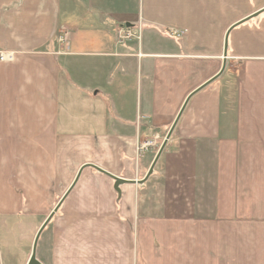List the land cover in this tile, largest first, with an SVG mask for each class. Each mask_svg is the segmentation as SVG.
Returning <instances> with one entry per match:
<instances>
[{"label":"crops","instance_id":"obj_1","mask_svg":"<svg viewBox=\"0 0 264 264\" xmlns=\"http://www.w3.org/2000/svg\"><path fill=\"white\" fill-rule=\"evenodd\" d=\"M262 8L0 0V52L12 53L0 62V216L46 215L84 163L133 179L136 141L171 125L219 72L226 30ZM121 25L136 37L118 43ZM227 55L189 100L150 196L124 185L114 205L111 180L83 170L64 202L88 221L55 225V264H264V13L231 30Z\"/></svg>","mask_w":264,"mask_h":264},{"label":"rangeland","instance_id":"obj_2","mask_svg":"<svg viewBox=\"0 0 264 264\" xmlns=\"http://www.w3.org/2000/svg\"><path fill=\"white\" fill-rule=\"evenodd\" d=\"M137 26H139V25L137 24ZM120 28H124V30H126V31H136L134 29H127V27H125L124 25L119 26L115 30V36L118 39V43H119V41H124V40L119 39V37L117 35V31ZM63 31L60 30V32H62V33L58 34L57 39L60 43L65 42L64 46H66V44L68 43V40H69V32H63ZM63 33H66V36H67L66 41H60L59 40V38L62 36ZM126 34L127 33H125V35ZM137 40H138V38H137ZM226 75H227V73L224 74L221 78H225ZM192 92H190V94ZM187 97L185 98V100L187 99ZM185 100H184V102H185ZM189 100H188V102H189ZM184 102H183V104H184ZM188 102H187V104H188ZM187 104H186V106H187ZM185 108H184V110H185ZM184 110H183V112H184ZM179 111H178V113H179ZM183 112H182V114H183ZM178 113H177V115H178ZM182 114H181V116H182ZM181 116H180V118H181ZM175 118H174V120H175ZM180 118H179V120H180ZM174 120H173V122H174ZM179 120H178V122H179ZM172 123H171V125H172ZM171 125H168L166 128L161 129V132L159 131L158 133L154 132V130H153V133H151L149 135H144V136H142L143 137L142 140L136 141L135 146H134L135 154L133 157V162H134L133 172L135 170L133 179H126V178L116 176V175H114V176L122 178V179H126V180L138 181V180L144 179L145 176L147 175L149 169H150V166H151L158 150L160 149L164 139L166 138V135H167ZM172 134H173V132H172ZM168 141H167V143H168ZM167 143H166V145H167ZM166 145H165V147H166ZM165 147H164V149H165ZM164 149H163V151H164ZM163 151H162V153H163ZM153 152H154V154H153ZM146 154H148V155L146 156L147 159L145 161L144 158H145ZM160 157H161V155H160ZM160 157L158 158L156 165L153 168V173L142 184V186L139 187L136 185L135 186L132 185V187H134L135 192H138V193H136L137 196H138V194H139V196H141L143 194L149 195L148 190L153 189L152 187H150L149 183L155 174V170H156V167L158 165ZM85 164H92V165L96 166L93 163H84V164H81V166H83ZM78 170H77V172H78ZM83 170H82V172H83ZM85 170H87L92 176H96V177L104 176L102 174L97 173L95 170H93L91 168H85ZM77 172H75V173L77 174ZM76 174H74V176L72 177L73 179H71L70 182H67L64 184V188H63L61 194H59L57 196V198H55L54 202L52 203V207H50L49 212L46 215L38 216V217H34V218L33 217L27 218L24 214L8 216V217L0 216V264H27V261L29 259L30 254H31V248H32L33 240H34V237H35L38 229L43 224V222L48 217V215L52 212V210L54 209V207L56 206L58 201L61 199L63 194L66 192V190L69 188V186L73 182ZM104 177H107V176H104ZM111 182L113 184L112 180H111ZM123 187H124V185L119 187L120 192H121V196H120L119 200H117V198H118L117 194L114 192V189H113L114 196H115L114 205H119V203L122 201V188ZM112 188H113V186H112ZM70 212L71 211L65 207V202H63L61 207L58 209L57 213H55L53 215L52 219L50 220V222L48 223L46 228L43 230V232L41 233L40 238L38 240L37 249H36V259L40 262V264H55V260L53 259L52 248L54 245L53 235H54L55 225L58 222L63 224L64 226H66V223H68L67 226H69L70 223H76V222L84 223V222L88 221V217L85 216V214H81L79 216L78 215L72 216ZM103 222H105L108 226L112 225L111 221L109 219H105V220H103ZM78 228L80 230L79 234H80L81 240H85V236H86L85 226H79ZM94 230H95V226L90 225L88 227V234H89L88 237L89 238L92 237ZM101 231L104 233H107V228L104 227L101 229ZM132 234H133V239L136 240L137 234L135 233V230H133V229H132ZM107 235L109 236L110 234L108 233ZM111 237L112 236L110 235L109 239ZM116 238H121V235L118 234V237L116 236ZM141 263L145 264L143 261ZM68 264H69V262H68Z\"/></svg>","mask_w":264,"mask_h":264},{"label":"water","instance_id":"obj_3","mask_svg":"<svg viewBox=\"0 0 264 264\" xmlns=\"http://www.w3.org/2000/svg\"><path fill=\"white\" fill-rule=\"evenodd\" d=\"M264 13V8L254 12L253 14H251L250 16L234 23L233 25H231L225 32L224 34V38H223V52H222V64H221V68L219 70V72L213 76L212 78H210L209 80H207L204 84H202L201 86H199L196 90H194L191 94H189V96L187 97V99L185 100L184 104L182 105L178 115L176 116L174 122L172 123L167 135H166V138L164 139L160 149L158 150L151 166H150V169L147 173V175L145 176L144 179L142 180H125V179H122V178H119V177H116L102 169H100L99 167L97 166H94L92 164H85L83 166H81L73 180V182L71 183V185L69 186V188L66 190V192L63 194V196L61 197V199L58 201V203L56 204V206L54 207V209L52 210V212L48 215V217L45 219V221L43 222V224L40 226V228L38 229L35 237H34V240H33V244H32V248H31V254L29 256V259L27 261V264H40V262L36 259V249H37V244H38V240L40 238V235L41 233L43 232V230L46 228V226L48 225V223L50 222V220L52 219L53 215L55 213H57L58 209L61 207V205L63 204L64 200L66 199V197L68 196V194L72 191V189L74 188V186L76 185L77 181L79 180L80 178V175L82 173V170L85 169V168H91L93 170H95L97 173L99 174H102L104 176H107L109 179H111L113 181V189H114V192L117 194V200H119L120 196H121V192H120V188L122 185H133V186H139L141 187L142 184L148 179V177L153 173V168L154 166L156 165V162L158 160V158L160 157L167 141L170 139L171 135H172V132L184 110V108L186 107V104L188 102V100L193 96L195 95L196 93H198L199 91H201L202 89H204L206 86H208L209 84H211L212 82H214L215 80H217L223 73L224 69H225V66H226V61H227V53H228V37H229V34L231 32L232 29L244 24V23H247V22H250L251 20H255L257 21L259 19V16Z\"/></svg>","mask_w":264,"mask_h":264},{"label":"built area","instance_id":"obj_4","mask_svg":"<svg viewBox=\"0 0 264 264\" xmlns=\"http://www.w3.org/2000/svg\"><path fill=\"white\" fill-rule=\"evenodd\" d=\"M125 33L127 34L125 35ZM136 33H137L136 31H126L124 30V28H120L117 31V35L119 39L124 40V41L131 40L132 38L136 37ZM66 37H67L66 33H63L62 36L59 38V40L66 41ZM11 59H12V53L0 52V62L10 61Z\"/></svg>","mask_w":264,"mask_h":264},{"label":"bare ground","instance_id":"obj_5","mask_svg":"<svg viewBox=\"0 0 264 264\" xmlns=\"http://www.w3.org/2000/svg\"><path fill=\"white\" fill-rule=\"evenodd\" d=\"M69 194H70V193H69ZM69 194H68V195H69ZM66 199H67V198H66Z\"/></svg>","mask_w":264,"mask_h":264}]
</instances>
